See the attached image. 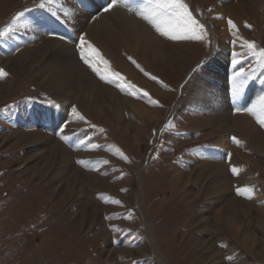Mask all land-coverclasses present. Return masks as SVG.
<instances>
[{
    "label": "rangeland",
    "instance_id": "rangeland-1",
    "mask_svg": "<svg viewBox=\"0 0 264 264\" xmlns=\"http://www.w3.org/2000/svg\"><path fill=\"white\" fill-rule=\"evenodd\" d=\"M107 2L0 0V264H264V0H182L200 40Z\"/></svg>",
    "mask_w": 264,
    "mask_h": 264
},
{
    "label": "snow or ice",
    "instance_id": "snow-or-ice-1",
    "mask_svg": "<svg viewBox=\"0 0 264 264\" xmlns=\"http://www.w3.org/2000/svg\"><path fill=\"white\" fill-rule=\"evenodd\" d=\"M54 0H46L48 5H51ZM121 0H108L106 5H104L103 10L105 12L110 11L114 8ZM149 4H152L151 8L142 9L137 11L135 14L145 20L149 25H151L157 33L161 36H165L170 40H182V39H193L200 40L203 39L207 34L204 26L199 24L192 16L189 11L187 4L183 3L182 0H156L153 4V0H148ZM45 4L42 3L40 7H44ZM132 11V9H129ZM19 15L14 18L12 24L5 26L4 29L0 30V38H4L10 35L15 31L13 25L18 22ZM55 15V13H53ZM230 27H234L232 21L229 20ZM83 42V38H81ZM247 48L251 51L252 55L257 58L259 64L264 67V48L256 49V46L253 42H246ZM88 48L93 54H96V49L92 48L91 45H88ZM81 59L88 64L89 67H92L88 56L82 53ZM131 59V58H129ZM135 63V61H132ZM96 72V68H92ZM7 75L2 69H0V78H3ZM97 75L100 76V79L104 80L105 77L97 72ZM118 77V74H114ZM155 79V77H152ZM147 95V93H144ZM75 111V109H73ZM239 111V109L237 110ZM248 111L256 115L253 109H248ZM257 122L264 127V96L260 97V114L257 116ZM234 143H239L236 138H233ZM96 145H92V148H96ZM231 171L235 174L237 169L232 168ZM237 194H240L239 189Z\"/></svg>",
    "mask_w": 264,
    "mask_h": 264
},
{
    "label": "bare ground",
    "instance_id": "bare-ground-1",
    "mask_svg": "<svg viewBox=\"0 0 264 264\" xmlns=\"http://www.w3.org/2000/svg\"><path fill=\"white\" fill-rule=\"evenodd\" d=\"M71 2V4L73 5V6H71L72 7V10H74V11H76V9L78 10L79 9V6L75 3V0H68V2ZM187 1H190V0H187ZM65 4V3H64ZM243 4H241L238 8H234L233 9V11H240V13H244V7H241ZM225 8V7H224ZM227 10V9H226ZM73 11V12H74ZM113 11V13L115 14V15H117L120 19H124L123 17H121L122 15H124V10H122L121 8H119V7H116L114 10H112ZM228 11V10H227ZM72 12V13H73ZM111 12V11H110ZM232 12V11H231ZM112 13V14H113ZM213 13H216V14H220V13H218V11H216V10H214L213 12H212V14ZM74 14V13H73ZM234 15V14H233ZM127 16V15H126ZM226 17V16H225ZM233 17V16H232ZM118 18V19H119ZM128 18V17H127ZM128 19H130V18H128ZM134 20H135V18H134ZM137 20V19H136ZM98 21V20H97ZM108 21H110V20H108ZM101 22V21H100ZM143 22V21H142ZM79 23V22H78ZM125 23V22H124ZM145 23V22H144ZM83 24V23H82ZM92 24V23H91ZM100 24V23H99ZM104 24V23H103ZM138 24H139V22H138ZM138 24L136 25H134L133 24V27L134 28H136L137 29V27H138ZM141 24V23H140ZM107 25V24H106ZM94 26V25H93ZM104 26V25H103ZM86 27V26H85ZM89 27V26H88ZM109 27V26H108ZM147 27V26H146ZM149 27V26H148ZM147 27V28H148ZM90 28V27H89ZM115 28V27H114ZM118 28V27H117ZM141 28V27H140ZM233 29H232V31L233 32H236V29L234 28V27H232ZM107 29V28H106ZM111 29V28H110ZM109 29V30H110ZM118 30V29H117ZM132 31H134V30H132ZM87 32H88V29H87ZM126 32V31H125ZM131 32V30H128V33H126V35L129 37V39L130 40H136L138 37L137 36H134V38L131 36L132 34L130 33ZM114 33H116V32H114ZM139 33V31H137V33H134V34H138ZM150 33V32H149ZM238 33L240 34V30L238 31ZM104 34V33H103ZM242 34V33H241ZM105 35V34H104ZM153 35V34H152ZM98 36V35H97ZM117 36H118V34H117ZM116 36V37H117ZM159 37V36H158ZM98 38V37H97ZM106 38V37H105ZM126 38V37H125ZM149 38H150V36H149ZM153 38V37H152ZM94 39V38H93ZM99 39V38H98ZM116 39V38H115ZM159 39V38H158ZM156 37L155 38H153V43L155 44H157V43H159V41H157L158 40ZM99 41V40H98ZM144 41V40H143ZM162 42V41H161ZM126 43V42H125ZM129 43V42H128ZM139 43V42H138ZM150 43H152V42H150ZM155 44V45H156ZM164 44V43H163ZM179 45V44H178ZM222 46V44H219V46ZM103 46V45H102ZM179 46H181V44L179 45ZM104 47V46H103ZM129 47V46H128ZM133 47V46H132ZM141 47H143V46H141ZM158 47V46H157ZM191 47V46H190ZM105 48V47H104ZM103 48V49H104ZM180 48V47H179ZM183 48V47H182ZM143 49V48H142ZM157 49V48H156ZM172 49V48H171ZM108 50V49H107ZM106 50V51H107ZM149 50V49H148ZM131 51V50H130ZM151 51V50H150ZM108 52V51H107ZM144 52H145V50H144ZM149 52V51H148ZM172 52V51H171ZM211 52H213L212 51V49H211ZM131 53V52H130ZM185 53V52H184ZM151 54V53H150ZM179 55V54H178ZM151 56V55H150ZM220 61V62H219ZM219 61L217 62L218 64L219 63H221V60L219 59ZM222 64V63H221ZM76 69V68H75ZM222 77V65H220V67L218 68V69H216V71H215V73H214V78L211 80L212 82L213 81H216V82H218L219 80H220V78ZM212 89V88H211ZM209 90H210V88H209ZM216 90V89H215ZM221 90H223L222 89V86L219 88V90L218 91H220L221 92ZM207 92V91H206ZM215 93H217L216 91H215ZM210 94V96H212L213 94H214V92L212 93V91H211V93H209ZM215 96V95H214ZM248 99V95H242L240 98H238L237 100H236V102H238L239 104H242V103H245V101ZM116 100V99H115ZM114 100V101H115ZM133 104V103H132ZM212 104V103H211ZM213 105V104H212ZM130 107H132V106H130ZM130 107H129V109H130ZM128 109V110H129ZM136 109V108H135ZM140 110V109H139ZM142 111V110H141ZM138 114V113H137ZM232 114V113H231ZM231 117V116H230ZM238 119V121H237V123L239 124V125H242V124H246L247 123V121H246V119H244V118H237ZM221 120H222V118H221ZM233 122V121H232ZM234 124V123H233ZM244 124V125H245ZM239 127V126H238ZM237 128V127H236ZM252 128V127H251ZM250 128V129H251ZM236 130V129H235ZM56 152V151H55ZM95 179V178H94ZM94 181V180H93ZM94 184V183H93ZM231 208V211L233 212V210L235 209L234 208V206H231L230 207ZM229 212V211H228ZM231 213V212H230Z\"/></svg>",
    "mask_w": 264,
    "mask_h": 264
}]
</instances>
